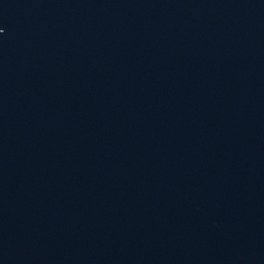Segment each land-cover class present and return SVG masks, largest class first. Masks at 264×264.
<instances>
[{
	"label": "water",
	"instance_id": "water-1",
	"mask_svg": "<svg viewBox=\"0 0 264 264\" xmlns=\"http://www.w3.org/2000/svg\"><path fill=\"white\" fill-rule=\"evenodd\" d=\"M0 264H264V0H0Z\"/></svg>",
	"mask_w": 264,
	"mask_h": 264
}]
</instances>
